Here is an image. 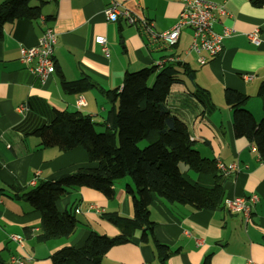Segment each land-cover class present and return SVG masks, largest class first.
<instances>
[{"label":"crops","instance_id":"0c3cea01","mask_svg":"<svg viewBox=\"0 0 264 264\" xmlns=\"http://www.w3.org/2000/svg\"><path fill=\"white\" fill-rule=\"evenodd\" d=\"M3 0H0V3ZM184 0H32L39 7L35 20L19 19L3 25L0 39V188L19 185L23 188L36 178L55 181L72 174L77 168L94 167L86 152L76 147L68 152L41 148L39 139L28 135L41 125H48L53 111L75 112L103 123L108 104L97 88L81 94H67L60 85L87 78L103 90L120 89L126 73L157 66L167 57H175L184 65L178 73L181 82L173 84L166 98L171 113L187 128L198 154L225 165L237 162L238 170L223 176L222 207L215 210H193L180 204H169L152 197L149 219L153 222V239L167 247L164 264H201L210 255L209 264H247L251 259L264 264V165L252 143L235 138L232 111L225 104L224 92L233 90L248 97L245 109L258 123L262 117V101L257 95L264 80V6L253 7L251 0H208L223 5L228 15L213 24V31L232 29L223 40L221 53L204 64L193 54H186L191 31L183 29L175 46L150 41L138 25L123 20L107 21L104 9L112 2L142 17L157 33L171 29ZM51 29L56 35L53 47L54 73L41 81L19 60L21 48H33L40 37ZM259 31V45L247 40V33ZM105 39L108 53L95 39ZM158 68L156 73L161 71ZM252 75L251 80L244 77ZM81 98L83 106L77 104ZM29 111L21 113L20 106ZM101 128V127H99ZM102 129V128H101ZM27 134V135H25ZM180 165V164H179ZM185 166V165H184ZM180 172L192 185L205 189L214 186L213 174H196L186 166ZM191 172V173H190ZM133 191L129 178L115 180L112 197L89 188L68 189L55 208L59 213L72 209L77 224L67 238L38 240L40 214L23 201L0 197V251L10 264L11 257L24 264H50L49 257L64 247L81 248L89 233L114 237L119 230L101 216L117 214L133 218ZM257 197L247 224L240 213L224 206L233 197ZM95 203L97 210L88 209ZM25 230H30L27 234ZM22 236V242L9 240ZM141 232L129 242L110 248L100 264H160L151 242L143 243Z\"/></svg>","mask_w":264,"mask_h":264},{"label":"trees","instance_id":"16d2710c","mask_svg":"<svg viewBox=\"0 0 264 264\" xmlns=\"http://www.w3.org/2000/svg\"><path fill=\"white\" fill-rule=\"evenodd\" d=\"M32 0H3L0 3V39L3 25L19 19L35 20L40 16L39 7L30 6ZM253 7L264 6V0H251ZM181 63L165 65L159 73L152 66L133 73H126L120 89L103 90L87 78L66 82L61 80L67 94H81L97 88L108 104L103 123H95L80 111H53L48 125H41L27 133L39 139L41 148H56L68 152L82 148L94 167L77 168L72 174L55 181H39L35 186L23 188L12 185L0 188V197L27 203L40 214L41 242L69 237L77 224L72 209L59 213L56 202L68 189L89 188L112 197L115 180L129 178L133 191V218L117 214L101 217L113 224L119 233L107 237L90 232L79 249L64 247L54 252L50 264H100L102 256L112 247L127 243L137 231L143 243L151 242L156 258L164 264L169 254L167 247L158 244L152 236L153 222L149 219L152 197L157 196L169 204H180L193 210H215L222 207L223 175L214 161L202 158L190 140L186 126L175 117L166 104L173 84L181 82L178 76L184 70ZM257 95L262 101V117L257 123L244 107L248 97L233 90L224 92L225 104L232 111V129L235 138H245L252 143L264 165V80ZM102 128L101 132L96 127ZM25 134V135H27ZM144 143V145H142ZM185 165L196 174H213L211 189L189 184L179 170ZM30 230H25L29 233ZM207 255L201 264H209ZM0 264H7L0 251Z\"/></svg>","mask_w":264,"mask_h":264},{"label":"built area","instance_id":"2783aa9c","mask_svg":"<svg viewBox=\"0 0 264 264\" xmlns=\"http://www.w3.org/2000/svg\"><path fill=\"white\" fill-rule=\"evenodd\" d=\"M104 15L109 22L123 20L128 25H138L143 31L149 35L150 41L162 42L165 47L171 48L176 45L179 34L183 29L191 31V40L186 49V54H193L200 64H204L207 59L218 56L223 48V40L232 34V29L222 27L220 33L213 31L212 27L218 19L228 15L226 8L223 5L216 4L208 0H184L182 8L179 12L175 23L170 30L162 33H157L153 25L142 17H137L131 11L120 7L112 2L104 9ZM249 43L259 45V31L257 29L247 33ZM56 43V35L51 29H47L40 37L38 44L33 48H21L19 51L20 62L28 67V69L41 81H45L54 73L53 62V47ZM95 43L99 45L102 51L107 55L108 48L104 38L98 37ZM179 62L175 57H167L157 64L158 68L162 66ZM252 75L244 77L245 80H251ZM77 104L83 106L81 98L77 99ZM21 113L29 111L27 106L18 108ZM216 169L223 175L227 176L231 172L238 170V163L233 162L225 165L220 161L215 163ZM36 178L30 182V186L36 185ZM257 202V197L251 195L247 198L233 197L224 201V206L229 212L240 213L247 224L250 219L251 210ZM88 209L97 210L95 203L89 204ZM9 240L15 243L22 242V237L19 235H11ZM25 260L19 257H11L10 264H24ZM247 264H257L251 259L247 260Z\"/></svg>","mask_w":264,"mask_h":264},{"label":"rangeland","instance_id":"374dc122","mask_svg":"<svg viewBox=\"0 0 264 264\" xmlns=\"http://www.w3.org/2000/svg\"><path fill=\"white\" fill-rule=\"evenodd\" d=\"M96 131H97V132H101L102 129L99 128V126H97V127H96ZM142 145H144V143H143ZM179 168H180L181 171H183V170L186 169L185 166H184L183 164H180V165H179ZM190 173H191V172H190ZM21 237H22V236H21Z\"/></svg>","mask_w":264,"mask_h":264}]
</instances>
